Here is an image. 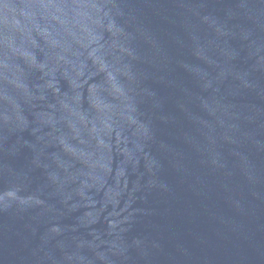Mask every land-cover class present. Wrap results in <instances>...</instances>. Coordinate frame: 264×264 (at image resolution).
I'll use <instances>...</instances> for the list:
<instances>
[{"label": "water", "instance_id": "95a60500", "mask_svg": "<svg viewBox=\"0 0 264 264\" xmlns=\"http://www.w3.org/2000/svg\"><path fill=\"white\" fill-rule=\"evenodd\" d=\"M0 264H264V0H0Z\"/></svg>", "mask_w": 264, "mask_h": 264}]
</instances>
